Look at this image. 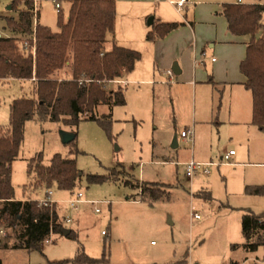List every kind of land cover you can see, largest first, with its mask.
Masks as SVG:
<instances>
[{"label":"rangeland","instance_id":"374dc122","mask_svg":"<svg viewBox=\"0 0 264 264\" xmlns=\"http://www.w3.org/2000/svg\"><path fill=\"white\" fill-rule=\"evenodd\" d=\"M206 1L207 6L200 7L216 8L211 16L206 11L199 13L191 8L184 9L181 14L182 19L187 17L194 23L200 37L211 34L214 22L224 21L222 16H216L218 7L237 0ZM23 4L24 1L20 2L21 8ZM10 5L11 0H0V33L26 38L5 30L4 17L16 16L18 20L17 12L8 10ZM37 6L40 25L58 32L59 15L54 3L39 0ZM62 8L67 19L69 6L63 3ZM17 45L22 51L19 40ZM227 47L225 50L219 46L207 49L206 55L198 57V62L203 63L200 66L202 73L214 68L213 58L218 61L215 68L233 67L231 60L238 52L233 49L234 45ZM184 58L193 65L191 54L189 58L185 54ZM225 60L229 62L226 65L223 64ZM173 62V65L179 64L178 61ZM141 65L143 69H149L151 75L156 61L146 54ZM160 69L165 70L161 65ZM170 70L172 66L164 71L165 79H161L157 69L154 85L125 86L127 105L114 108L112 123L107 127L98 122L82 121L78 128H72L49 119L41 121L37 117L26 123L19 158L12 165L15 197L18 200L30 198L39 204L47 198L45 189L35 191L30 188L32 178L27 171L28 161L38 154L43 155L46 165L55 155L76 160L82 173L77 187L73 192L53 189L50 199L58 205L60 223L65 231H73L76 237L52 235L48 242L42 244L41 251L2 250L0 259L4 264L64 261L74 264L73 260L79 253H85L91 259H105L108 264H175L184 261L185 264H264V248L255 253H247L242 248L232 249L233 245L245 243L241 231L245 210L257 215L264 213V195L248 193L249 187L264 189V133L260 132L259 139L249 138L240 161L237 157L232 158L231 162L238 163L237 166L223 165L211 169L208 176L197 173L188 178L184 163L203 162L204 158L219 163L229 151L241 154L243 150L238 145V134H233L229 126L222 129L212 124L202 126L207 132L200 141L195 135L193 145L181 138V132L188 124L185 122L191 120L193 97L184 89L175 96L170 93L178 79L174 76L173 82L170 81L166 75ZM71 76L67 65L57 72L55 78L69 79ZM118 86L107 83L105 89L110 92ZM33 87V81H0V127L9 125L13 100L35 98ZM228 91L224 98H227ZM221 95L217 96V105ZM203 101L210 113L213 103L211 90ZM197 107L201 105L198 103ZM97 113L99 116L108 114L109 107L102 105ZM73 132L78 135L75 147L63 144L62 135ZM88 175L108 176L109 181L89 184ZM80 192L83 202L77 211H72L69 202L74 193ZM153 192L164 196L153 200ZM202 193H209L211 199L203 197ZM93 202L99 205H92ZM195 214L200 216L199 220L194 218ZM66 218H71L72 222L67 224ZM1 229L0 238L12 243L14 231Z\"/></svg>","mask_w":264,"mask_h":264},{"label":"trees","instance_id":"16d2710c","mask_svg":"<svg viewBox=\"0 0 264 264\" xmlns=\"http://www.w3.org/2000/svg\"><path fill=\"white\" fill-rule=\"evenodd\" d=\"M23 8L20 2H23ZM60 4L59 31L38 25L37 54L20 51L19 38H0V81L14 79L33 81L35 98L22 97L10 105V122L6 128L0 127V232L2 227L14 231L13 243L0 238V250L41 251L42 244L52 235L65 236L60 223L56 203L41 207L36 201L18 200L12 183V165L18 160L24 142L25 125L37 117L39 120L63 123L78 128L82 121L98 122L109 126L113 120L115 107L127 105L125 90L118 87L107 92V83L122 78L134 71L141 59L137 51L106 46L113 35L116 21L114 0H40ZM255 4H225L221 15L226 19L229 32L234 36H250L247 54L240 64V72L245 77L244 86L253 97V124L264 132V0ZM70 4L67 19L64 18L62 4ZM12 11L18 12V20L5 18L6 28L15 36L33 35V0H11ZM184 23H166L153 27L147 40L164 39ZM69 65L71 78L57 79L56 74ZM108 106L110 113L99 116L97 109ZM70 145L73 147L77 141ZM78 154V150L75 149ZM27 171L32 178L30 188L35 191L53 189L73 192L82 173L76 160L55 155L49 165L44 164L42 154L28 161ZM89 184H103L108 176L88 175ZM27 189V188H26ZM251 195H264V189L249 187ZM164 194L152 193L153 200ZM245 239L243 248L255 253L264 248V213L257 215L245 211L241 221ZM76 237L73 231L67 238ZM239 245H233L236 250ZM70 261L50 264H66ZM74 264H108L107 260L91 259L79 253ZM178 262L175 264H185ZM0 264H4L0 259ZM236 264V263H232Z\"/></svg>","mask_w":264,"mask_h":264},{"label":"crops","instance_id":"0c3cea01","mask_svg":"<svg viewBox=\"0 0 264 264\" xmlns=\"http://www.w3.org/2000/svg\"><path fill=\"white\" fill-rule=\"evenodd\" d=\"M114 1L116 2L115 29L113 35L109 37L106 48L108 51H111L113 46L116 45L121 48L137 51L141 54V59L136 63L133 72L125 74L122 78L114 81L113 83L119 85L118 87L123 88L130 85L155 84L156 81L153 78L157 76L158 71L159 77L161 76V79H165L164 71L169 70L171 66L173 67V61H178L179 64L177 62L176 63L179 65L181 74L177 76L178 79L175 83V86L170 89V93L173 96L178 95L180 93V89L188 90L192 93L193 112L191 120L189 122H185V124H188H184L186 126V130L193 129L195 135H197V138L200 141L207 132L206 129H202V126H210V124H212L214 126H219L220 129H222V127L229 126L233 134H238V140H240L238 145L240 146V150L243 151L241 154L236 152V155L234 156L237 157V159L240 161L242 159V154L246 145L250 142L249 138L252 137L251 139H259L261 138L260 132L264 133L253 124V97L252 93L245 88V77L240 72V64L246 57L247 45L250 42L251 37L234 36L229 32L227 21L221 15L222 6L225 4H223L220 8L218 7L219 12L216 13V16H222L224 18V21H222V19H219V24H217V22H214V24L212 25L213 28L211 34L202 35L200 37L198 28L194 25V23L188 21L187 17L182 19L181 14L184 10L182 12H178L176 8L171 4V2H176L179 0ZM241 1V4L244 5H252L256 3L255 0ZM190 3H194V5L192 4L190 6ZM198 3L199 6H197ZM206 3H208V1L206 0H188V3L184 9L188 10L191 8L194 11H198L199 13L200 11H206L211 16L212 11L216 10V8H202L207 6ZM228 4H239V2L238 0L231 1ZM65 5L69 6L70 11L71 5ZM9 7H11V5ZM7 17L16 19V16ZM149 18L154 19L152 26L148 25ZM166 23H184V25L171 32L164 39H157L152 41L147 40V36L149 32L153 30L154 26ZM227 45H234L235 47H233V49L237 50L238 52L236 56L231 60L233 63V67L231 69H229L228 67H222L221 69L220 67L215 68L218 61L213 58L212 63L214 64V68L209 72L205 70V73H202L203 71H201L200 66L203 63L200 60L198 62V57L206 55L207 49L212 50L216 49L219 46L221 50H225V48H228ZM146 54L150 59H155L156 66L158 67V71L156 69V66L152 68L151 75L150 71H148L149 69H143L141 65L144 59V55ZM185 54L188 56V58L190 54L194 57L193 65L188 59L184 58ZM227 63L229 62L225 60L223 64L226 65ZM160 65L163 67V69L165 68V70H161ZM204 66L206 65L204 64ZM220 72L224 73L220 75ZM151 77L153 80H151ZM9 80L14 79H8L7 81ZM210 90L212 92L213 103L209 113V111H207L205 108L206 105L203 101V97ZM227 90H229L227 92V98L226 96L224 98V93H226ZM155 92L156 90L154 89V93ZM220 93H222L220 98L221 100L217 105L218 102L216 103L215 101H217V96ZM198 103L201 105V107H197ZM202 104H204L203 108ZM222 107L223 115H220V110ZM194 142L190 144L193 145ZM250 156L251 151L249 149L248 157L250 158ZM210 161L212 162V160ZM211 162H209L208 158H204L203 162L200 163ZM237 165L238 163H233V165L230 166ZM262 165L264 166V164ZM213 168L216 167H212L211 169ZM202 194L203 197L211 199V195L209 193ZM11 240L13 243V239ZM243 245H240L236 250H239L241 248L244 249ZM2 250L11 249H1L0 252Z\"/></svg>","mask_w":264,"mask_h":264},{"label":"built area","instance_id":"2783aa9c","mask_svg":"<svg viewBox=\"0 0 264 264\" xmlns=\"http://www.w3.org/2000/svg\"><path fill=\"white\" fill-rule=\"evenodd\" d=\"M33 1H34L33 35L30 37L23 38V39L19 38L18 40L20 41L21 49H22L23 53L32 55L33 58H35L36 54H37V27L39 25L38 19H39L40 11H39L38 6H37V3L39 0H33ZM238 2H239V4L242 3L241 0H238ZM187 3H188V0H179L176 2H171V4L176 8V10L178 12H182L184 10V8L186 7ZM54 5H55V10L58 13L61 10V6H60V4H58L56 2H54ZM3 37H10V36H7L1 32L0 38H3ZM166 75L170 79V81L173 82L174 76H175L174 73L170 70V71H167ZM111 83H113V82H111ZM194 135H195V133H194L193 129H187V130L181 132V138H183L187 143H193L194 142ZM235 155H236L235 151H229L228 153H226L221 158V162H219V163L218 162H216V163H213V162H211V163H200V162H196V161H190V162L184 163L183 166L186 168V176L188 178H193L197 173H201L204 176H208L211 174V168L212 167H219V166H223V165H233V163L231 161ZM52 195H53V191L52 190L48 191L47 192V198L45 200H41L40 204L38 202L37 203L41 207L54 204L55 202L50 200ZM73 195H74V198L70 200L69 208L72 211H77L79 209V205L83 202V200H82L83 194L80 192L77 194L74 193ZM91 204L92 205H99L98 202H93ZM96 212L99 213L100 210L97 208ZM194 218L199 220L200 216L195 214ZM65 222L67 224H69L72 222V219L66 218ZM1 233H2V231H1Z\"/></svg>","mask_w":264,"mask_h":264},{"label":"water","instance_id":"95a60500","mask_svg":"<svg viewBox=\"0 0 264 264\" xmlns=\"http://www.w3.org/2000/svg\"><path fill=\"white\" fill-rule=\"evenodd\" d=\"M8 10H11V7H8ZM153 21H154V19L153 18H150L149 20H148V25L149 26H152L153 25ZM172 72L176 75V76H178V75H180L181 74V70L179 69V65L176 63V64H174L173 65V67H172ZM75 135L73 134V133H64L63 135H62V142H63V144H65V145H69V144H71L72 142H74L75 141ZM70 234V231H65V237H67L68 235Z\"/></svg>","mask_w":264,"mask_h":264}]
</instances>
